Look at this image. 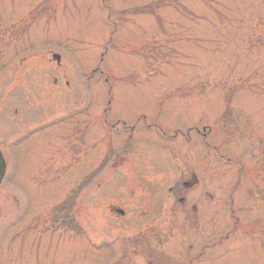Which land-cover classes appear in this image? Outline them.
Instances as JSON below:
<instances>
[{
  "label": "rangeland",
  "instance_id": "obj_1",
  "mask_svg": "<svg viewBox=\"0 0 264 264\" xmlns=\"http://www.w3.org/2000/svg\"><path fill=\"white\" fill-rule=\"evenodd\" d=\"M105 1L0 0V146L15 142L0 264H264V178L230 201L233 165L216 161V199L188 216L168 193L194 166L210 178L202 137L264 177V0ZM80 106L86 132L68 134L59 120Z\"/></svg>",
  "mask_w": 264,
  "mask_h": 264
},
{
  "label": "flooded vegetation",
  "instance_id": "obj_2",
  "mask_svg": "<svg viewBox=\"0 0 264 264\" xmlns=\"http://www.w3.org/2000/svg\"><path fill=\"white\" fill-rule=\"evenodd\" d=\"M208 167H209V169H208V175L210 176V179H209V189L211 188V184L213 183V180H212V178H211V176H213V172H214V164L213 163H209L208 164ZM242 172V170L240 169L239 170V176L242 174L241 173ZM198 183H199V181H198V179L193 175L192 176V180L190 181V182H184L183 183V186L184 187H186V188H193V187H195V186H197L198 185ZM173 191V189H170V192H172ZM177 191H179V190H177ZM204 195L205 196H208V197H211L210 196V194H209V192H207V191H205L204 192ZM180 203H184V199H180V200H178Z\"/></svg>",
  "mask_w": 264,
  "mask_h": 264
},
{
  "label": "water",
  "instance_id": "obj_3",
  "mask_svg": "<svg viewBox=\"0 0 264 264\" xmlns=\"http://www.w3.org/2000/svg\"><path fill=\"white\" fill-rule=\"evenodd\" d=\"M5 166H4V161H3V158L1 156V153H0V181H1V178L3 177V174H4V169Z\"/></svg>",
  "mask_w": 264,
  "mask_h": 264
}]
</instances>
